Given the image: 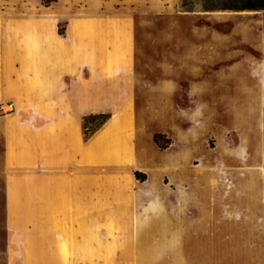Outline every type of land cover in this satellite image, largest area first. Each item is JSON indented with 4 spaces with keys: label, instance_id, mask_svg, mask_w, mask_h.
I'll return each mask as SVG.
<instances>
[{
    "label": "rangeland",
    "instance_id": "obj_1",
    "mask_svg": "<svg viewBox=\"0 0 264 264\" xmlns=\"http://www.w3.org/2000/svg\"><path fill=\"white\" fill-rule=\"evenodd\" d=\"M85 29L131 44L126 68L113 59L102 70V93L131 94L140 165L164 196L150 206L96 211L93 219L166 227L88 228L77 241L62 230L52 247L58 260H25L29 230L7 211L16 184L8 173L19 163L5 160V131L16 119L29 122L28 91L46 96L54 81L49 56L82 44ZM263 109L264 10L187 12L180 0H0V264H240L224 249L253 243L264 231L238 224L264 221V133L260 145L254 125L236 122L239 110L255 120ZM190 113L197 119L192 146ZM98 124L87 122L90 130Z\"/></svg>",
    "mask_w": 264,
    "mask_h": 264
},
{
    "label": "crops",
    "instance_id": "obj_2",
    "mask_svg": "<svg viewBox=\"0 0 264 264\" xmlns=\"http://www.w3.org/2000/svg\"><path fill=\"white\" fill-rule=\"evenodd\" d=\"M83 33L82 44L57 48L49 56L51 64L47 66V74L48 77L53 75L54 81L49 83L46 96L33 88L28 91L32 103L29 122L16 119L5 131V160L19 163L16 172L8 173V179L16 184L14 190L7 192V211L21 217L16 222L21 230H29L25 242L29 245V253H24L25 260H58L52 247L53 240L62 234V230L77 241L86 237L88 228L166 227L162 222L139 224L135 221H116L110 226V222L93 219L96 211L109 210L113 206L126 208L136 202L150 206L164 196L151 188L152 179L146 168L140 165L137 133L134 135L131 128L134 105L131 94L115 99L104 97L102 93V70L108 68L113 59L116 68H126L122 60L129 56L126 49L131 44L120 45L113 32L85 29ZM105 38H110V42ZM44 98L45 107L40 104ZM119 100L121 104L116 109L115 101ZM106 111L113 112L110 119L86 138L84 117ZM239 112L238 128L254 125L261 145L263 113L260 111L253 120V117L248 118L246 110ZM186 121L192 146L197 119L190 113ZM178 144L185 146L179 140ZM136 171L147 174V179H138ZM262 177L264 180V172ZM56 213L65 219L55 220ZM238 224L257 225L254 228L264 229V221ZM178 228L188 226L182 224ZM250 239L253 243L224 249V253L237 254L240 264H264V231L256 232Z\"/></svg>",
    "mask_w": 264,
    "mask_h": 264
},
{
    "label": "trees",
    "instance_id": "obj_3",
    "mask_svg": "<svg viewBox=\"0 0 264 264\" xmlns=\"http://www.w3.org/2000/svg\"><path fill=\"white\" fill-rule=\"evenodd\" d=\"M181 8L187 12H215V11H261L264 10V0H180ZM111 115L106 113L92 114L85 118V135L91 137L98 129H100L109 119ZM89 120H99V124L94 130H90L87 126ZM156 142L157 139H155ZM159 143V142H158ZM166 148L164 145H160ZM138 179L145 181L146 174L140 177V172H135Z\"/></svg>",
    "mask_w": 264,
    "mask_h": 264
}]
</instances>
